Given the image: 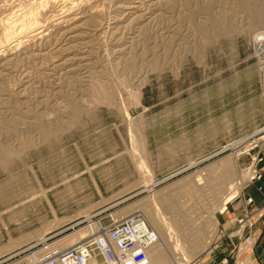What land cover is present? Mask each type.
Returning <instances> with one entry per match:
<instances>
[{
  "label": "rangeland",
  "instance_id": "1",
  "mask_svg": "<svg viewBox=\"0 0 264 264\" xmlns=\"http://www.w3.org/2000/svg\"><path fill=\"white\" fill-rule=\"evenodd\" d=\"M16 1L13 7L22 9ZM130 1L78 0L88 21L63 45L86 57L73 82L61 74L66 68L50 69L53 53L46 54L60 29L7 55L0 142L16 152L0 160V247L8 246L0 264H36L29 258L44 249L29 246L40 236L70 224L47 241L50 251L92 233L109 214L134 212L160 226L158 250L147 251L150 264H175L183 254L199 264L212 246H247L254 222L236 202L250 183L248 162L258 147L240 152L264 126V25L250 24L242 4L252 0H162L161 8L154 4L160 0H135L141 10L124 16L120 7ZM2 3L0 19L10 11ZM99 82L109 86L102 90L108 102L101 90H82ZM40 111L51 120L50 135L33 125ZM260 131L252 135L259 147ZM223 170L230 177L219 185ZM145 178L155 184L145 188ZM231 185L239 188L225 201Z\"/></svg>",
  "mask_w": 264,
  "mask_h": 264
},
{
  "label": "bare ground",
  "instance_id": "2",
  "mask_svg": "<svg viewBox=\"0 0 264 264\" xmlns=\"http://www.w3.org/2000/svg\"><path fill=\"white\" fill-rule=\"evenodd\" d=\"M14 1L13 0H2L3 3L1 4L5 8L8 7L10 9V11L7 14L5 12V16L4 17L1 16L4 19L3 18L0 19L2 21L1 22V26H0V71L5 68L6 64H8V62L10 60V58H7V55L8 54H11V52H14L15 53V51L23 52L24 49H27L28 48V47H23L24 44H28V42H32V44L34 45L37 41L45 39L46 34L50 35V32L53 33L54 30L57 31V30L60 29V31L62 30L61 31V34L58 32V34H60V36L58 35V37L53 38L55 36L54 35L53 37H51V38L54 39L53 42L50 43L51 44L50 45L51 47L48 45L50 48H48V47H47L48 49L46 48L47 49L46 50L47 51L46 54H50V53L52 54L53 53V55H50V59H49L50 69L53 70V71H55L56 69L57 70H63V69L66 68L63 72H61V74L68 75L70 73V80L72 82H73V80L75 81V79H76L75 77L77 75L76 72L79 69V67L81 68V66L82 67L83 66H86L85 63H83V61H84V59L86 57L85 56H81L79 54L80 53L79 51L78 52H73L74 50L72 49L73 47H71V45H70V48L71 49L68 47L70 49V52H69V49L66 48V47H64L63 45H65L64 44V41L65 40H67L69 38H70V40H73L76 36H79L78 34H76L74 32L75 31H78L82 26L83 27H84V25L86 26V23L88 21L87 19H85L86 15H85L84 11L82 9H79L77 7V6H79V5H77L78 0H32V1H28L27 3L20 2L21 0H17L19 3L17 4V1H16V4L17 5H20V7L22 5V9H20V8H17L16 9V8H14L13 6H16L15 4L12 5V2H14ZM134 1L127 2L126 5H121L120 8H123V11L124 10H127V12L124 13V16H126L129 13L134 14L135 11L141 10V9H139L140 6L138 4H136ZM165 1H167V0H165ZM165 1H162V0H160L159 2L156 1L154 4L157 6L156 3H158L157 8H161L162 7L161 5L164 6L163 3H165ZM258 3H259L258 0H252L251 3H250V5H248V4H242V6H243V8H244V10L246 12V14L248 13V15H249L248 18L250 19L251 26H254V27L255 26H258V25H264V13H263V10H262V8H264V7H260L262 5V3H261V5H258ZM155 5H154V7H155ZM159 6H161V7H159ZM47 7H51V10H49L50 13H47V15L48 14L49 15L46 18L45 17L43 18L42 17L43 16V12L46 10ZM148 7H149V5H148ZM208 7H209V4H207V3H204L203 4L202 3V8H204V9L207 10ZM13 8H14V10H13ZM157 8L156 9L154 8L153 10H158ZM34 10H37V11H34ZM123 11L120 10V12H123ZM152 14H153V12H152ZM142 15L143 14H139V16H135V15H133V16H135L134 19L136 20L138 18H141ZM133 16H131V17L133 18ZM122 17H123V14H122ZM227 22H229V21H227ZM99 25L100 24H98V26ZM98 26H97V28H98ZM198 26H199L200 29H202V27H204L202 24H199ZM217 28H219V27H217ZM220 28H221V26H220ZM257 28H259V26ZM48 31H49V33H48ZM79 33H81V32H79ZM21 47H23V48L21 49ZM29 48H30V45H29ZM43 48H45V47H43ZM69 54H71V55L68 56ZM64 56L66 58H64ZM70 84H72V83H70ZM93 84H90V85H92L91 87H89V88L88 87H86V88L84 87V89H82V90H93V91L96 90V92L98 90H101V92H103L102 90H109V86H107L106 84H101V83L100 84H96V85L95 84L93 85ZM135 87H136V90H139L140 83L137 84V86H135ZM78 90H80V89H78ZM99 92L100 91L97 92L98 95H99ZM53 93H55V92H53ZM106 95L107 94H106L105 91L102 94H100V96L102 97V99L103 98L104 99L106 98V100L108 102L109 101V98H107ZM100 96H98V97H100ZM66 100H67V103H68L67 105H68V108L69 109H72L74 112L79 109L77 103H75L74 101H72L71 98L67 97ZM37 113L38 112H35L34 113L35 120L33 121V125L36 127L37 132L39 134H41L42 136L50 135L49 133L51 132L50 131L51 129H50V126L49 125L51 124L50 123L51 120L50 119L48 120V116L46 118V116L44 115L43 111H40L39 112V113H42L43 115H39ZM262 129L263 128H260V129L256 130L250 136L254 135L255 133L259 132ZM21 145H23V144H21ZM234 145L235 144H232V143H228L227 144V146L228 147H231V148L234 147ZM14 151L16 152V150H14L13 146L9 145V143L6 142L5 140L3 142H0V160L1 161H8L6 159L9 156H12V154L14 153ZM140 163L141 162H139L137 160V164L139 165V167H140ZM220 164H222V166H224V168H223L224 170H225V165H228V164L230 165V163H228V160L227 159L224 160V161H222V163L220 162ZM226 168H227V166H226ZM224 170L223 171H220L221 173H219L217 176L215 175L216 176V179L218 181L217 184H219V185H224L226 183V181L230 177V175H229L230 169H229V173L227 172V170L224 172ZM144 182H145V184H144L145 188H150V187H152L155 184V182L151 181V178H145L144 179ZM231 186L232 187H230V189L231 188L232 189L229 190L228 192H226V194H225V197H224L225 201L229 200L234 195L235 189H238L239 188V185H235V186L234 185H231ZM153 214H154V212H153ZM156 214L158 215V212H156ZM159 216H161V215L159 214L158 217ZM162 218H164V217L162 216ZM147 226L149 228L150 227L153 228V230L151 231V233H152L151 242L146 245L147 246L146 249H147V251H150V253H155L158 250V248H159L158 245H157V240H159V236L156 233L155 229L159 225L157 224V220H155V221H154V219L150 220V219H148V218H146L144 216V220H140V222H138L136 224V229L141 230L142 227H147ZM159 228H160V226H159ZM83 233L84 232H82L81 234H79L77 236L80 237V236L83 235ZM43 238H44L43 236H40L38 239L41 240ZM174 239L176 241H179L178 238H174ZM73 240H74L73 238L72 239H68V240L64 241L62 244H60V246H58V248H53V249L63 248L66 245H69L70 243H72ZM176 244H177V242H176ZM7 248H8V246H7ZM7 248L6 247H0V253L3 252ZM34 254H36V253H34ZM186 255L187 254H183V257L185 259L182 258L181 256L178 257L177 258V261L175 262V264H187V263H190L192 261V259L191 260L189 259L190 258V255H187V256ZM26 258H25V260H26ZM37 258H38L37 256H35V257L32 256L31 258H29V260L32 263L33 262L36 263L37 260H34V259H37ZM16 263L17 262H12L11 264H16ZM55 264H58V263H55ZM93 264H96V262H93ZM160 264H164V262L163 263H160Z\"/></svg>",
  "mask_w": 264,
  "mask_h": 264
},
{
  "label": "built area",
  "instance_id": "3",
  "mask_svg": "<svg viewBox=\"0 0 264 264\" xmlns=\"http://www.w3.org/2000/svg\"><path fill=\"white\" fill-rule=\"evenodd\" d=\"M260 132L264 136V126ZM255 136L249 137L247 144L250 147L240 152L248 153L250 149L258 147L257 153L250 157L247 168L251 173L249 180L259 179L264 174V165L262 170L256 167V163L264 159V155L259 152L260 147L255 142ZM108 218L106 224H98L92 233L63 248L49 251L46 247L50 243L47 241L66 230L70 231V224L52 235L38 239L29 246L32 248L41 245L37 246V250L44 249L36 264H150L146 245L151 242L152 233L148 226L141 230L136 229V224L142 220L140 214L134 212L121 218H112L109 214Z\"/></svg>",
  "mask_w": 264,
  "mask_h": 264
},
{
  "label": "crops",
  "instance_id": "4",
  "mask_svg": "<svg viewBox=\"0 0 264 264\" xmlns=\"http://www.w3.org/2000/svg\"><path fill=\"white\" fill-rule=\"evenodd\" d=\"M257 150L252 154H256ZM259 152L264 155V136ZM263 165L264 159L256 163V167L261 170ZM238 199L236 205L241 204L254 222L246 233L247 246H231L229 249L227 246H212L197 259L199 264H264V174L259 179L250 180ZM222 215L223 220L227 219L225 212Z\"/></svg>",
  "mask_w": 264,
  "mask_h": 264
}]
</instances>
